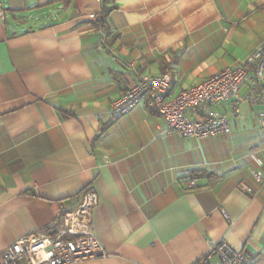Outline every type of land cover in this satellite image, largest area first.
Returning <instances> with one entry per match:
<instances>
[{
	"label": "crops",
	"instance_id": "1",
	"mask_svg": "<svg viewBox=\"0 0 264 264\" xmlns=\"http://www.w3.org/2000/svg\"><path fill=\"white\" fill-rule=\"evenodd\" d=\"M0 6V252L92 185L104 254L69 264H188L220 238L264 264V103L215 104L228 128L207 136L168 131L144 101L111 111L141 75L168 72L173 95L264 46V0Z\"/></svg>",
	"mask_w": 264,
	"mask_h": 264
},
{
	"label": "built area",
	"instance_id": "2",
	"mask_svg": "<svg viewBox=\"0 0 264 264\" xmlns=\"http://www.w3.org/2000/svg\"><path fill=\"white\" fill-rule=\"evenodd\" d=\"M0 17H4L1 6ZM169 80L168 72L141 75L112 101V113L127 112L144 101L165 117L170 132L182 136L222 133L228 128L227 119L215 104L230 98L264 103V46H258L245 59L215 71L198 83L182 87L173 95H169ZM245 80L249 83L248 89L240 95L239 87ZM257 120L264 126V111L258 114ZM254 174L259 178L261 172L254 171ZM194 184L195 177H191L188 185ZM97 203L96 189L85 186L74 207L56 213L44 230L30 231L2 250L0 264H69L102 256L100 239L91 227ZM188 264H248V261L242 250L220 238Z\"/></svg>",
	"mask_w": 264,
	"mask_h": 264
},
{
	"label": "trees",
	"instance_id": "3",
	"mask_svg": "<svg viewBox=\"0 0 264 264\" xmlns=\"http://www.w3.org/2000/svg\"><path fill=\"white\" fill-rule=\"evenodd\" d=\"M113 5H110V6H103L102 7V10L100 12V16L97 20H99L102 24H105L106 22V15H107V12L110 10V8H112Z\"/></svg>",
	"mask_w": 264,
	"mask_h": 264
},
{
	"label": "rangeland",
	"instance_id": "4",
	"mask_svg": "<svg viewBox=\"0 0 264 264\" xmlns=\"http://www.w3.org/2000/svg\"><path fill=\"white\" fill-rule=\"evenodd\" d=\"M216 135H218V134H216Z\"/></svg>",
	"mask_w": 264,
	"mask_h": 264
}]
</instances>
